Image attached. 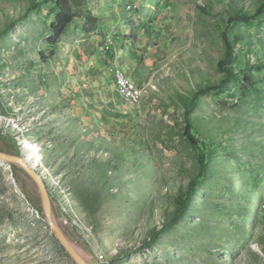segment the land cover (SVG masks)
Here are the masks:
<instances>
[{"label": "rangeland", "instance_id": "rangeland-1", "mask_svg": "<svg viewBox=\"0 0 264 264\" xmlns=\"http://www.w3.org/2000/svg\"><path fill=\"white\" fill-rule=\"evenodd\" d=\"M50 5L0 0V153L38 146L45 189L0 158V264H264V9L227 26L264 0H87L95 30L77 20L44 53ZM224 34L239 41L219 89ZM96 49L107 82L92 87Z\"/></svg>", "mask_w": 264, "mask_h": 264}, {"label": "trees", "instance_id": "trees-1", "mask_svg": "<svg viewBox=\"0 0 264 264\" xmlns=\"http://www.w3.org/2000/svg\"><path fill=\"white\" fill-rule=\"evenodd\" d=\"M43 2L46 5H50L48 4V0H43ZM49 9L51 13L55 14V19L50 26L51 36L48 38V43L51 46H54L57 44V42H59L73 22L77 20L84 21V31L86 33H91L95 30V26L99 21L97 16H93L89 10H87V0H56L52 5L49 6ZM263 9L264 6L254 12L237 10L235 14L229 17L227 26L230 27L232 24L237 22L249 23L255 20L261 14ZM234 35L233 41L229 40L227 34H224L223 36L226 49L223 58L218 62V67L225 74V81L220 84L218 87L219 89H222V85H224L226 81L235 77V74H233L234 72L232 70V65L235 62L234 45H237L236 43H238L239 38L237 34ZM242 82L243 87H245L248 85H254L256 80L252 76L245 75L242 79ZM210 91H215V88L202 90L201 93H208ZM190 193L191 190H189V195Z\"/></svg>", "mask_w": 264, "mask_h": 264}, {"label": "crops", "instance_id": "crops-1", "mask_svg": "<svg viewBox=\"0 0 264 264\" xmlns=\"http://www.w3.org/2000/svg\"><path fill=\"white\" fill-rule=\"evenodd\" d=\"M122 23L123 22H122L121 18H119L118 16L109 19L108 24H107V33H106L107 34L106 35L107 41H109L110 39H112V36L113 35H117L118 34V30L120 29ZM115 32L117 34H114ZM105 43H106V41L104 42L103 45H107ZM49 47H50L49 50H45V48H44V53L45 52L47 53L48 51L51 52V50L53 49L54 46H49ZM90 50H92V49H90ZM96 50H97V55H95V58H94L96 60H95V62H93L92 68H90L89 70H88V66H87V73H86V76H85V78L90 82V85H92V87H93V84L94 85H96V84L104 85L107 82L106 76L104 74L100 75V67H103L102 66L103 63L100 60V57L98 55V52H99L98 49H96ZM123 55H125V54H122L121 55L120 48H118V43L115 42L113 44V47H112V50H111V55H109L108 57H105L104 56V59L109 58L108 63H110L109 65H111V63L116 62ZM126 55H127V53H126ZM130 56L133 57L134 56V53H130ZM111 68L113 70H111ZM111 68H108V70L109 71H114V72L117 70V68H113V67H111ZM94 72L97 73L96 76H94L95 75ZM98 73H99V75H98ZM95 78H100V79H98L99 81L96 82L95 81ZM113 79H114V76L112 77V80ZM115 90H116V88H115Z\"/></svg>", "mask_w": 264, "mask_h": 264}, {"label": "bare ground", "instance_id": "bare-ground-1", "mask_svg": "<svg viewBox=\"0 0 264 264\" xmlns=\"http://www.w3.org/2000/svg\"><path fill=\"white\" fill-rule=\"evenodd\" d=\"M113 81L122 99L130 104L139 102L142 97V90L132 80L127 79L121 72L115 71ZM124 84H130V95H134V98L125 97ZM24 145L26 162L30 164V167L35 168L39 165L42 166L43 159L40 148L28 141H24ZM49 219L51 220V218Z\"/></svg>", "mask_w": 264, "mask_h": 264}, {"label": "water", "instance_id": "water-1", "mask_svg": "<svg viewBox=\"0 0 264 264\" xmlns=\"http://www.w3.org/2000/svg\"><path fill=\"white\" fill-rule=\"evenodd\" d=\"M0 158L5 159L7 161H11V162H18L37 181V183H38V185H39V187L41 189V192L43 193V196H45L44 185H43L41 179L39 178V176L27 164L26 158H25V160H21V159H19L17 157L4 155L2 153H0ZM44 204H45V209H46V212H47V219L49 220V223H50L51 227L53 228V230L55 231L56 235L59 237V239L63 243L64 247L69 249V250H71L70 246L67 244L66 240L64 239V237L61 234V232L59 231V229L49 219L50 218V216H49V208L47 206V202L45 201V198H44Z\"/></svg>", "mask_w": 264, "mask_h": 264}, {"label": "built area", "instance_id": "built-area-1", "mask_svg": "<svg viewBox=\"0 0 264 264\" xmlns=\"http://www.w3.org/2000/svg\"><path fill=\"white\" fill-rule=\"evenodd\" d=\"M125 97L134 98V95H130V84H124Z\"/></svg>", "mask_w": 264, "mask_h": 264}]
</instances>
